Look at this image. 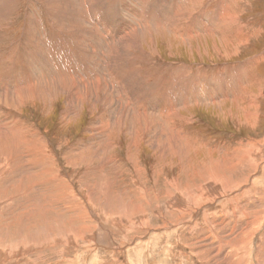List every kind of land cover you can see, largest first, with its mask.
Returning a JSON list of instances; mask_svg holds the SVG:
<instances>
[{"label":"rangeland","instance_id":"1","mask_svg":"<svg viewBox=\"0 0 264 264\" xmlns=\"http://www.w3.org/2000/svg\"><path fill=\"white\" fill-rule=\"evenodd\" d=\"M119 1H134V10L129 13L130 24L114 28L109 22L118 16H114L113 7L109 12L107 9L108 19L106 10H100L92 0H64L68 13H61L62 23L75 19L74 11L84 23L68 33L72 46L65 47L67 42L60 36L61 53L55 58V46L49 42L41 44L46 46L41 48L49 59L41 64L36 76L41 80L37 82L39 95L25 98L22 105L0 103V134L8 133L5 129L12 127L6 125L3 112L34 132L30 136L28 132L21 133L17 143L10 136L0 139V241L17 244L15 250L26 245L33 247L27 256L18 251L22 255H16L12 264H264V152H258L264 151V0H181L184 6L178 2V14L203 12L202 16L198 20H177L169 28L167 21L171 17L165 13L164 23L159 26L154 20L157 24L150 25L152 30L145 35L143 49L149 62L164 71L165 80L160 86L151 87L158 77L155 68L152 76L141 74L135 79L129 75L128 79L141 80L138 83L146 88L143 94L150 89V97L146 95L148 108L151 104L159 108L162 103L169 108L170 101L180 107L179 116L183 117L174 123L175 129L162 125L158 128L157 148L149 136L138 137L141 142L130 146L133 137L126 135L130 120L124 114L131 111L129 116L138 117L134 111L139 110V105L129 102L134 90H129L119 76L120 72L131 70L132 63L115 55L122 36L118 35L120 29L136 24L137 16L151 20L152 13L147 8L151 4H143L151 0ZM19 4L18 13L9 18L10 25L5 22L6 30L0 28L3 60L20 40L27 16L37 15L45 25L47 13L37 2L19 0ZM157 15L162 19L163 9ZM49 20H53L52 15ZM60 27L68 29L59 23ZM13 54L16 62L19 52ZM180 69L186 70L189 77L180 76ZM22 72L18 68L16 73ZM234 72V89L226 94L235 92L234 98L229 96L231 99L216 105L190 102L186 110L179 105L186 90L199 86L194 98L206 97L205 92L215 89L220 92L213 95L216 99L224 96L222 80ZM19 75L14 81L21 79ZM82 76H87L91 86L81 87L78 81ZM79 97L84 103L79 101L77 106ZM125 107L128 110L122 113L121 121L120 116L114 115ZM249 113L254 117L247 118ZM138 122L133 125L137 130ZM13 127L17 132L18 126ZM41 142L47 145L43 154L47 156L39 162L35 150H40ZM237 149H241V154H235ZM247 149L257 154L258 165L247 162ZM23 151L28 154L23 160L12 159ZM23 163L30 166L25 172ZM211 181L223 196L217 201L205 188L206 184L212 185ZM230 188L235 192L229 194L226 189ZM174 195L182 207L170 205ZM208 201L211 204L202 206ZM228 210H235L242 219L235 220ZM256 213L258 224L241 236L242 222L248 217L256 218ZM140 216L144 220L134 223L136 226L125 225ZM222 240L227 242L223 253L214 257L222 252ZM35 241L43 246L34 249ZM231 253L237 254L232 258Z\"/></svg>","mask_w":264,"mask_h":264},{"label":"bare ground","instance_id":"2","mask_svg":"<svg viewBox=\"0 0 264 264\" xmlns=\"http://www.w3.org/2000/svg\"><path fill=\"white\" fill-rule=\"evenodd\" d=\"M27 1H31V2H37L38 5L41 6L42 9H44V11H46L47 13V17L45 18V25L42 24V19H39V17L37 15H32V16H27L26 19L27 21H25L24 25L22 26V29L20 31V40L17 41L14 45V48H10L9 49V55L3 59H0L2 62L0 63V103L1 102H8V103H19L20 105H22L24 103V100L25 98L28 99V97L30 96H33V95H39L38 93V85H37V82L40 80H38V77L36 79V76L38 75V73L40 74V67H41V64H45L44 62L46 60H48V56L46 55V52L44 53L43 52V48H46L43 47V45H47L46 42H49L51 44V46H55V50L53 52V55L55 58H57L60 53H61V47H60V36L64 37L65 38V41L67 42L65 44V47H67L68 45L72 46V42L70 41L71 38H69V34L68 33H71L72 30H74V28H77L80 24H81V27L84 25H82V21H80L81 19V16L76 12L74 11V13L76 14V17L75 19H71V20H68L66 21V19L64 20V22L62 23V17H61V13H65V9L63 7V4L62 2H64V0H27ZM50 1V2H49ZM62 1V2H61ZM94 2V0H92ZM124 1V0H123ZM131 1V0H130ZM78 2V1H77ZM88 2V0H87ZM87 2H85L87 4ZM134 1L130 2V3H125V2H121L119 0H98L97 3L96 1L94 2V4L96 3V5L99 7V9H103V12L104 10H106V15L105 17L108 18V12L110 10V7H113L115 9V14L114 16H116V13H118V18L115 17L113 19H110L109 22H111L112 24L111 25H114L116 27L114 28H118L117 26H120V25H128L130 24V20H128V17H129V13L131 11L134 10V6H133V3ZM144 2V1H143ZM156 2V3H155ZM175 2V3H174ZM178 2H180L181 4L183 3V1L181 2V0H154V1H145L143 4L146 6V4L150 3V7L149 5H147V8L150 10V12L152 13V17H151V20L148 21H145L143 19H141L140 17H138L137 15V23L136 24H133L132 27H123L122 29H120V32L118 35H122L120 36V39H118V47L115 51V55L117 57H124L126 59H128L129 62L132 63V66H131V70L129 71H124V72H120L119 76H120V79L121 81H124V85L130 90H134V94L133 96H131L129 98V102H132L133 104V101L139 105V110H136L134 112H136L138 114V117L137 116H129V113H131V111H128L126 112L125 114L123 113L124 111L128 110V107L124 110H119L118 112H115V117H118L120 116L119 118H123L124 119V115H128V117L126 119H129L130 120V129L127 131V134L126 135H131L133 138H132V142H131V145L130 146H135L137 145V142H141V139L140 141H138L139 139H137L138 137H143V136H149L150 137V142L152 144L153 147H158L159 146V143L156 142L157 138L160 137L158 136V128H160V126H168L170 127L171 129H175L173 126H176L174 125V123L177 121V120H181V118L183 119V117L179 116L181 110L176 107L173 103L171 104L170 101H169V104H170V109L169 108H166V105H160L162 108H160V106H158L159 108H154L153 105L151 104V106L148 108L147 104H146V95L150 92V89H148V92L146 94H143V92H145L146 88L142 87V85L140 83H138L139 81L141 80H138V81H135V80H131L129 81L128 79V76H132L133 78L135 79H139L140 77L138 75H141V74H145V75H148V76H152V72L155 73V70H158L160 68V66H156L154 64H151L149 62L150 58L147 57V53L144 51L143 49V40L146 39V34H148L147 32L152 30L151 28V24H157L158 22V25L160 26L161 23H164L165 18L167 14H169L168 16L171 17L167 22V24H170L168 27H173V24L176 23L177 20H183V19H186L188 21L190 20H198L201 16H202V13L201 14H189L187 12H184L182 14H178L177 13V9H178ZM223 2V1H222ZM66 3V1H65ZM64 3V4H65ZM76 3V2H75ZM74 3V4H75ZM79 3V2H78ZM91 3V2H90ZM90 3L88 5H90ZM135 3V2H134ZM81 4V3H80ZM92 5L95 7V5ZM138 4V3H137ZM19 0H0V28H3V30L6 28V25H5V22H8V26L10 25V22H9V18L10 17H13V15L17 14L18 13V6H19ZM37 5V6H38ZM72 5V4H70ZM77 5V3H76ZM87 5V6H88ZM142 5V4H140ZM183 5V4H182ZM220 5V4H219ZM73 6V5H72ZM79 6V5H78ZM77 6V7H78ZM184 6V5H183ZM69 7V5H68ZM85 7V5H84ZM93 7V8H94ZM142 7V6H141ZM92 8V9H93ZM159 8V10H158ZM160 8L163 9V18L161 19V16H158L157 14L159 13L160 11ZM196 8V7H194ZM215 9H217L216 7H214ZM71 9V8H70ZM80 9V8H79ZM82 9V8H81ZM96 9V8H94ZM93 9V10H94ZM100 9V10H101ZM107 9H108V12H107ZM136 9V8H135ZM143 9V8H142ZM166 9V10H165ZM67 10H69L67 8ZM72 10V9H71ZM139 10V9H138ZM137 10V11H138ZM158 10V11H157ZM185 10V8H184ZM192 10V9H191ZM222 10V8H221ZM72 12V11H71ZM95 12V11H94ZM136 12V11H135ZM220 12V11H219ZM218 12V13H219ZM66 13H68V11H66ZM73 13V14H74ZM167 13V14H165ZM86 14V13H85ZM96 14V12H95ZM111 14V13H110ZM134 14V13H133ZM139 14V13H138ZM148 14V13H147ZM52 15L53 16V20H49V16ZM71 15V14H69ZM87 15V14H86ZM171 15V16H170ZM19 16V15H18ZM67 16V15H66ZM89 16V15H88ZM133 16V15H132ZM150 16V15H149ZM197 18H196V17ZM69 17V16H67ZM87 17V16H84V18ZM104 17V19H106ZM71 18V17H70ZM86 19V18H85ZM102 19V18H101ZM109 19V18H108ZM11 20V19H10ZM107 20V19H106ZM134 20L135 17H134ZM154 20H156L154 22ZM24 21V20H23ZM104 21V20H103ZM81 22V23H80ZM84 22V21H83ZM101 22V21H100ZM99 22V23H100ZM3 23V25H2ZM59 23H60V26H65L67 27L68 29L64 30V28L60 27L59 29ZM103 23V22H102ZM107 23V21H106ZM7 24V23H6ZM167 24L166 27H167ZM206 25V24H205ZM86 26V25H85ZM84 26V27H85ZM95 26V25H93ZM121 27V26H120ZM79 28V27H78ZM161 28V27H160ZM162 29V28H161ZM6 30V29H5ZM83 30H85V28H83ZM83 30L81 32V34L83 33ZM94 30V29H93ZM167 30V28H166ZM81 31V30H80ZM109 31V30H108ZM107 31V32H108ZM162 31V30H161ZM97 32V31H96ZM106 32V33H107ZM80 33V32H79ZM154 33V32H153ZM152 33V35L154 36V34ZM76 34V33H75ZM74 34V35H75ZM108 34V33H107ZM146 35V36H145ZM79 36V35H78ZM115 36V35H114ZM77 39V37H75ZM83 38V36H82ZM81 38V39H82ZM87 38V37H86ZM115 38V37H114ZM64 40V39H63ZM78 40V39H77ZM83 40V39H82ZM62 41V40H61ZM81 41V40H80ZM79 41V42H80ZM90 41V40H89ZM147 42V41H145ZM95 43V41H94ZM131 43H133L131 45ZM43 44V45H41ZM102 44V43H101ZM80 45H83V44H80ZM41 46L43 48H41ZM129 46L132 48V49H128ZM77 47V46H76ZM78 48V47H77ZM105 48V47H104ZM113 48V47H112ZM156 48V47H155ZM49 49V47L47 48ZM67 49V48H66ZM69 49V48H68ZM45 51V50H44ZM47 51V50H46ZM69 51V50H68ZM71 51V50H70ZM69 51V52H70ZM74 51V50H73ZM77 51V49L75 50ZM13 52H19L18 56H17V60L15 62L14 58H13ZM52 52V51H50ZM73 53V52H72ZM78 53V52H77ZM83 53V52H82ZM7 54V53H6ZM76 54V52H75ZM101 55V54H100ZM105 55V54H104ZM53 57V56H52ZM53 57V58H54ZM105 57V56H104ZM79 58H81L79 56ZM84 58V57H83ZM99 58V57H98ZM51 59V58H50ZM78 60V59H77ZM100 61V60H99ZM47 64V62H46ZM65 64V63H64ZM69 64V63H68ZM111 64V63H110ZM34 65H36L37 67L33 69ZM49 65V64H48ZM51 65V63H50ZM70 65V64H69ZM113 65V64H112ZM115 65V64H114ZM118 65V64H117ZM154 65V66H153ZM4 66H5V72L3 71L4 69ZM116 66V65H115ZM113 66V67H115ZM45 67V65H44ZM47 67V66H46ZM72 67V66H70ZM111 67V66H110ZM112 67V68H113ZM117 67V66H116ZM115 67V69H116ZM18 68H20L23 72L21 73V75H19L17 72ZM53 68V67H52ZM119 68V67H117ZM61 69V67H60ZM63 69H65L63 67ZM71 69V68H70ZM69 69V70H70ZM73 70V69H72ZM123 70V69H121ZM42 71H43V68H42ZM45 71V70H44ZM116 71V70H115ZM120 71V70H119ZM3 73V74H2ZM16 73V74H15ZM119 73V72H118ZM235 74H233L230 78L229 76H227L224 80H222V89L224 90V96H221L220 98H215L216 95L220 94V92H218L217 90L218 89H215V92H210V91H207L205 92L206 93V97L205 96H197V98H194V94L197 93V89L198 88H194V89H190V90H186L184 92V95L181 96V101H183V103L180 104L179 102V105H181L182 107L184 106V109L183 110H186L188 108V105H191L189 104L190 102H195V103H206V102H211V104H214L216 105V103H219V104H222L223 101L225 100H228V98L232 97L234 98L235 96V92H233L231 95H226L228 93L229 90H233L234 89V85L233 83L236 82L235 79H237V74L236 72H234ZM48 74V73H47ZM114 74V73H113ZM112 74V75H113ZM117 74V73H116ZM157 74V78H156V81L153 83V85L151 87H158L161 85V82H163L165 79L163 78V74H164V71L163 70H158L156 72ZM156 74H153V76H156ZM178 74L180 76H182L183 78H188L189 77V74L186 70L184 69H180L178 71ZM217 74V73H216ZM215 74V75H216ZM220 74V73H219ZM218 74V75H219ZM21 76L20 78L21 79H18V80H15L14 81V78H16L17 76ZM43 75H41V77L43 78ZM46 77V76H45ZM49 77V76H48ZM51 77V76H50ZM56 77V76H55ZM71 77V76H70ZM85 77V76H84ZM87 77V76H86ZM83 78V76L79 79V84H81L82 86L81 87H87L89 86L90 84L88 83L89 81L87 80V78ZM103 77V76H102ZM204 83H207V76L204 75ZM161 78V79H160ZM44 79V78H43ZM54 80V78H53ZM69 80V79H68ZM75 80V79H74ZM155 80V79H154ZM202 80V79H201ZM4 81V82H3ZM41 81V80H40ZM91 81V80H90ZM232 81H235V82H232ZM57 82V81H56ZM68 82V81H67ZM96 82H99V80H96ZM9 83H12V85H10ZM64 83V82H63ZM62 83V84H63ZM73 83V82H71ZM137 85L136 87H133L132 88H129L130 85ZM167 81H165L164 84H166ZM8 84L10 86H8ZM22 86H19L21 85ZM53 84V82H52ZM59 84V83H58ZM69 84V83H67ZM74 84L76 83H73L72 86H75ZM89 84V85H88ZM49 85V84H48ZM204 85V84H203ZM42 86V85H41ZM59 86V85H57ZM64 86V85H63ZM91 86V85H90ZM62 87V86H61ZM80 87V86H79ZM93 87H95L93 85ZM204 87V86H203ZM75 88V87H74ZM221 88V87H220ZM42 89V88H41ZM58 89V88H57ZM79 89V88H78ZM40 90V89H39ZM59 90V89H58ZM66 90H69L66 88ZM65 90V91H66ZM89 90V89H88ZM88 90H86L88 92ZM99 90V89H98ZM63 91V90H61ZM74 91V90H72ZM90 91V90H89ZM93 91V89H92ZM101 91V90H100ZM106 91V90H105ZM69 92V91H67ZM76 92V91H75ZM78 92V91H77ZM83 92V91H82ZM91 92V91H90ZM99 92V91H98ZM97 92V93H98ZM218 92V93H217ZM48 93V92H47ZM85 93V91L83 92ZM106 93V92H105ZM110 93V92H109ZM45 94V93H44ZM51 94V93H50ZM86 94V93H85ZM89 94V93H88ZM87 94V95H88ZM101 94V93H100ZM99 94V95H100ZM46 95V94H45ZM73 95H75L73 93ZM98 95V96H99ZM112 95V94H111ZM198 95V94H197ZM215 95V96H213ZM72 96V95H71ZM78 95H76L75 97H77ZM85 96V95H84ZM82 97L81 96V99L84 98L85 100H87V98L85 97ZM107 96V95H106ZM142 96L145 97V100L143 99L142 100ZM193 96V97H192ZM230 96V97H229ZM73 97V96H72ZM89 97V95L87 96ZM97 97V96H96ZM148 97L149 94H148ZM99 99L100 96L98 97ZM120 99V98H119ZM231 99V98H230ZM72 100V98H71ZM27 101V100H26ZM31 101V100H30ZM33 101V100H32ZM42 101V100H41ZM73 101V100H72ZM79 101L80 100V97L78 98V103L77 106L79 105ZM99 101V100H97ZM103 101V99H102ZM71 102V101H70ZM77 102V101H76ZM83 102V101H81ZM84 103V102H83ZM86 103V102H85ZM166 103V102H165ZM3 104V103H2ZM45 104V103H44ZM74 104V103H73ZM113 104H115V102H113ZM118 104V103H117ZM9 104H7L8 106ZM26 105V104H25ZM46 105V104H45ZM68 105L71 106V104H69L68 102ZM101 105V104H100ZM158 105V103L156 104ZM1 106V105H0ZM74 106V105H73ZM76 106V108H77ZM84 106V105H83ZM107 106V105H106ZM110 106V105H108ZM68 107V106H67ZM80 107V106H79ZM168 107V106H167ZM18 108V107H16ZM71 108V107H70ZM72 109V108H71ZM67 110V109H66ZM115 110V109H114ZM73 110H71L72 112ZM74 111H75V108H74ZM113 111V110H112ZM70 111L68 113H71ZM108 112V111H107ZM123 113V114H122ZM72 114V113H71ZM112 114V112H111ZM120 114V115H119ZM113 115V114H112ZM253 114L250 113L248 114V116L246 115L247 118H250ZM2 117L4 120L7 121L6 125L8 126H12L11 128L9 129H5V132L8 131V133H1L0 134V139L4 136H10L13 140H17L16 143L21 139L19 137V135L21 133H29V136L30 134L33 135L34 132H32L31 130H29V127L27 126H22L20 122V120L14 116H11L9 114H6L3 112L2 114ZM68 117V116H67ZM254 117V116H252ZM114 118V117H113ZM122 118H121V121H122ZM246 118V119H247ZM118 118H115V120H117ZM101 120V119H100ZM139 120L138 124H139V129L137 130L136 128L133 127L134 123H135V126H136V121ZM250 120V119H249ZM104 121V120H103ZM119 121V120H117ZM120 121V122H121ZM127 121V120H126ZM183 121V120H182ZM122 123V122H121ZM125 123V122H124ZM15 126H18V129H17V132H15L14 127L13 125ZM184 124V123H183ZM120 125V124H119ZM126 126V125H125ZM101 127V126H100ZM104 128V127H103ZM1 129H3L1 127ZM122 130V129H121ZM161 130V129H160ZM182 130V129H181ZM14 131V132H13ZM161 132V131H160ZM182 132V131H181ZM99 134V133H98ZM25 135V134H24ZM22 135V136H24ZM109 137V136H108ZM106 138V136H105ZM169 138V137H168ZM107 139V138H106ZM167 139V138H166ZM173 140V138H170ZM169 141V140H167ZM177 141V140H176ZM175 141V142H176ZM181 141V140H180ZM39 142V141H38ZM173 142V141H172ZM31 143V142H30ZM167 143V142H166ZM170 143V142H169ZM168 143V144H169ZM140 144V143H138ZM45 145L44 143L41 142L40 146L38 148L39 149H36L35 151H37V156L35 158H37V160L40 162L42 159H44L47 155H43L44 152H45ZM171 145V144H170ZM178 145V143H177ZM47 146V145H46ZM168 146V145H167ZM33 147V146H32ZM169 147V146H168ZM174 147H175V144H174ZM174 149V148H173ZM30 150V149H29ZM49 150V149H48ZM245 150V149H244ZM253 150V149H252ZM251 149H247L244 153V156L246 157L247 159V162L249 164H251L252 166L254 165H258L259 163V157L256 156L257 154H255L254 150L252 151ZM34 152V150H33ZM185 152H186V149H185ZM241 149H237L235 150V154L239 155L241 154ZM258 152L263 155V150L260 151L258 150ZM258 153V154H259ZM15 154L17 155L18 153L15 152ZM28 156V154L23 151L19 154V156L17 158H12L13 160H17L19 159L20 161V158L24 157V156ZM31 155V154H30ZM95 156V155H94ZM256 156V157H255ZM260 156V155H259ZM33 157V156H32ZM11 159V158H10ZM25 159V158H24ZM23 160V158H22ZM87 160V159H86ZM18 161V160H17ZM18 161V162H19ZM75 161V160H73ZM25 162V161H24ZM262 162V161H261ZM11 163H12V160H11ZM17 163V162H16ZM28 164V163H27ZM235 164V163H233ZM75 165V164H74ZM23 171H27V169L30 167L29 165H25V163H23ZM255 167H258V166H255ZM1 174L3 171H0ZM0 174V175H1ZM5 175V174H4ZM25 175H28V174H25ZM24 175V177H25ZM257 175V174H256ZM259 175V174H258ZM7 176V175H6ZM9 177V176H8ZM12 177V176H11ZM18 177V176H17ZM16 177V178H17ZM212 177V176H211ZM7 178V177H6ZM5 178V181L7 183V180ZM15 178V176L13 177ZM0 179H1V176H0ZM2 179H3V176H2ZM211 179V178H210ZM18 180V179H17ZM4 181V180H3ZM2 181V182H3ZM10 181H11V178H10ZM212 182V185H209V184H206L205 185V188L207 190V192H209V194L212 196V198H214L213 201H217V199H219V197H223V196H220L221 194L218 193V189L216 188V183L214 181H211ZM251 184V183H250ZM247 188V187H246ZM245 188V189H246ZM2 189V188H1ZM15 189V188H14ZM227 192L229 194H232L233 192H235L234 190H232V188L230 189H226ZM216 192V193H214ZM226 193V192H224ZM247 193V192H246ZM216 194V195H215ZM227 194V195H229ZM224 195V194H223ZM249 196V195H247ZM229 197V196H228ZM244 197V196H243ZM230 198V197H229ZM245 198V197H244ZM262 198V197H261ZM235 199V198H234ZM211 200V201H212ZM249 200V199H248ZM254 201V199H252ZM171 201L173 202L172 204H170L172 207H182V204L180 202V199L177 197V195H174L171 197ZM211 201H208L207 203H204L202 206H205V205H209L211 204ZM219 201V200H218ZM213 203V202H212ZM230 203V202H229ZM259 204V203H258ZM257 204V205H258ZM214 205V203H213ZM261 205V204H259ZM264 205V204H263ZM130 206V205H129ZM219 206L216 205V207ZM225 206V205H224ZM230 206V205H229ZM234 206V205H232ZM253 206V205H252ZM256 205L254 204V207ZM212 207V206H210ZM248 207V206H247ZM246 207V208H247ZM254 207H253V210H254ZM1 208V207H0ZM41 208V207H40ZM131 208V207H130ZM208 208V207H207ZM226 208V207H224ZM228 208V207H227ZM226 208V209H227ZM249 208V207H248ZM42 209V208H41ZM126 209V208H125ZM133 209V207H132ZM172 209V208H171ZM199 209V208H198ZM203 209V208H202ZM209 209V208H208ZM212 209V208H211ZM210 209V210H211ZM252 209V208H251ZM250 209V210H251ZM127 210V209H126ZM197 210V209H196ZM217 210V209H216ZM244 210V209H243ZM248 210V209H247ZM260 209H258L259 211ZM201 211V210H199ZM230 211L229 213L232 215V216H235L236 219L238 221V219H242L243 216H240L238 215V213L234 210H228ZM246 211V210H245ZM256 210V212H258ZM198 212V210H197ZM227 212V211H226ZM239 212V211H238ZM243 212V211H242ZM250 212V211H249ZM233 213V214H232ZM255 213V212H254ZM259 213V212H258ZM241 214V213H239ZM249 214V213H248ZM143 215V214H142ZM141 215V216H142ZM196 215V214H195ZM203 215V214H202ZM259 214L256 213L254 219H250L251 217H248L247 220H245L244 222H242L241 226V236L242 234L244 235V233H248L250 230H251V226H253L254 224H256L257 222H259V217H258ZM264 215V213H263ZM140 217H137L135 219H131L129 221H127V227L128 228H131V227H134L136 226L135 224L137 222H141L142 219ZM146 216V215H143V217ZM250 216V215H249ZM254 216V215H253ZM129 217V216H127ZM132 217V215H130V218ZM128 218V219H130ZM211 219V218H210ZM118 223V222H117ZM135 223V224H134ZM143 223V222H142ZM141 224V223H140ZM209 224V222H208ZM258 224V223H257ZM139 225V224H138ZM170 225V224H169ZM180 225V224H179ZM183 225V224H182ZM143 226V225H142ZM144 227V226H143ZM183 227V226H182ZM227 227V226H226ZM255 228V227H254ZM121 229V228H120ZM217 229V228H215ZM122 230V229H121ZM152 230V229H151ZM212 230V229H211ZM240 230V229H239ZM256 230V228H255ZM118 231V230H117ZM42 232V231H41ZM239 232V231H238ZM254 232V231H253ZM245 233V234H246ZM250 235V234H249ZM115 236V235H114ZM120 236V235H119ZM125 236V235H124ZM122 237V236H121ZM123 238V237H122ZM121 238V239H122ZM221 238V237H220ZM222 239V238H221ZM19 240V239H18ZM242 240V239H241ZM240 240V241H241ZM244 240V239H243ZM258 241V240H257ZM36 242V241H35ZM262 242V241H261ZM222 244H224V246H222V252L220 251L219 253L217 252L215 254V256L213 255L212 251H211V255H213L214 257H216L217 255L223 253V248L225 247V244L227 243L226 240H222L221 241ZM1 244H5L4 246H0V264H3L5 262L9 263V264H12L11 260H13L15 258L16 255H22L20 253H18V251H23V255H26L28 252H30V254L32 253V248L31 247L32 245H26L25 247H22L21 249L22 250H15V246H17V244H13V243H7L6 241H0V245ZM241 244V243H240ZM19 245L22 246V244L19 242ZM43 245H39L38 242L35 243V246H34V249L35 248H38L40 249ZM242 246V245H241ZM15 251V252H14ZM238 251V250H237ZM29 254V255H30ZM121 254V253H120ZM232 254V253H231ZM237 253H233L232 254V258L236 255ZM27 256V255H26ZM230 256V255H229ZM242 256V254L240 255ZM244 256V255H243ZM17 257V256H16ZM25 256H23L24 258ZM22 258V259H23ZM227 258V257H226ZM21 261V260H20ZM19 261V262H20ZM27 264H29L28 261H26ZM34 262L36 261H32L31 263L34 264ZM16 264V263H15ZM254 264V263H253Z\"/></svg>","mask_w":264,"mask_h":264}]
</instances>
